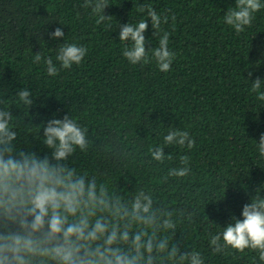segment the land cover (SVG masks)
Here are the masks:
<instances>
[{
  "label": "trees",
  "instance_id": "trees-1",
  "mask_svg": "<svg viewBox=\"0 0 264 264\" xmlns=\"http://www.w3.org/2000/svg\"><path fill=\"white\" fill-rule=\"evenodd\" d=\"M108 2L105 13L112 17L97 24L91 10L81 6L84 0H0V95L11 102L24 87L39 95L30 113L12 108L19 129L14 154L23 149L44 155L34 140L42 124H35L70 111L89 127V151L70 158L73 166L88 172L86 179L98 175L127 201L141 188L151 190L154 208L188 206L222 226L232 214L240 217L242 205L264 184V158L256 149L264 133V102L255 99L247 79L249 71L251 79H264V10L237 35L223 23L234 0ZM142 3L177 17L175 24L169 15L161 25L171 33L169 48L176 53L167 73L158 71L155 61L133 66L121 54L118 25L144 18L137 11ZM147 22L146 47H155L150 17ZM56 27L66 41L84 44L89 52L79 66L48 77L43 62L32 63V57L41 51L59 67L55 56L64 37L49 35ZM169 128H188L196 146L191 151L169 146L164 151L173 161L144 163L147 147L162 143ZM183 154L191 157V175L182 182H163L167 168L179 165ZM178 227L186 233L185 246L202 249L207 264H253L256 254L247 250L235 257L210 255L207 228L198 222Z\"/></svg>",
  "mask_w": 264,
  "mask_h": 264
},
{
  "label": "clouds",
  "instance_id": "clouds-1",
  "mask_svg": "<svg viewBox=\"0 0 264 264\" xmlns=\"http://www.w3.org/2000/svg\"><path fill=\"white\" fill-rule=\"evenodd\" d=\"M109 5L108 0H84L81 6L90 9L89 15L101 24L112 17L105 13ZM262 10L264 0H234L223 14V23L240 35ZM137 11L144 18L118 25L122 56L133 66L155 61L158 71H171L176 53L169 48L171 33L161 25L168 23L169 15L175 24L176 15L171 10L157 12L150 3L139 4ZM149 17L152 35L157 38L155 47H146ZM49 35L64 37L55 56L59 67L41 51L32 57V63L43 62L48 77L58 76L73 64L79 66L88 55L84 44L65 40L61 27ZM251 77L249 71L250 91L257 101L264 102V79ZM38 96L28 87L17 89L11 102L7 95H0V264H207L202 249L185 246L186 233L178 227L183 222H198L207 228L210 255L235 257L247 250L256 254L253 264H264V184L242 205L240 217L232 214L223 226L208 215L204 220L188 206L154 208L152 192L144 188L135 192L131 201L124 200L112 193L107 181L98 175L86 179L88 172L70 163L71 157L78 151L88 152L91 145L89 127L70 111L62 118L54 114L35 124H42L34 140L42 145L44 155L23 149L14 154L19 129L18 114L12 108L23 107L30 113ZM27 118L31 123V115ZM162 137V143L147 147L144 163L173 161L171 153L164 151L169 146L189 151L196 146L188 128H169ZM256 142L259 156L264 158V133ZM178 160L179 165L167 168L163 182L173 178L182 182L191 175V157L183 154ZM224 198L225 194L215 202ZM212 222L216 231H212Z\"/></svg>",
  "mask_w": 264,
  "mask_h": 264
}]
</instances>
